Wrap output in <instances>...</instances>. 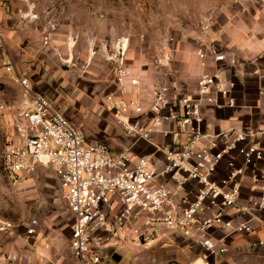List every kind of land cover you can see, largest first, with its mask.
I'll return each instance as SVG.
<instances>
[{"label": "built area", "instance_id": "1", "mask_svg": "<svg viewBox=\"0 0 264 264\" xmlns=\"http://www.w3.org/2000/svg\"><path fill=\"white\" fill-rule=\"evenodd\" d=\"M127 43L117 39L106 58L114 63L115 76L105 109L123 133L149 143L157 133L168 138L172 132L165 125H176L184 141L159 145L162 165L132 156L130 148L114 152L105 143L89 142L64 113L33 91L27 74L16 73L7 58L3 68L21 86L23 98L19 105L0 104V115H14L20 138L6 146L2 170L17 186L39 167L54 171L74 219L71 248L79 264H102L92 241L101 230L115 232L109 218L115 201L120 205L118 224L144 218V227L136 231L143 243L179 232L205 249L193 264H216L211 257L229 250L225 239L251 234L257 214L264 211V127L205 133L203 107L222 108L224 101L234 106L236 82L220 72L204 73L196 81V95L181 94L175 85H145L136 68L126 63ZM211 51L217 62L225 60L216 49ZM198 54L205 59L203 51ZM247 179L259 192L250 205L241 202ZM38 225L39 220H31L27 234L34 235ZM13 231V223L0 217V233ZM216 233L222 236L214 238Z\"/></svg>", "mask_w": 264, "mask_h": 264}, {"label": "crops", "instance_id": "2", "mask_svg": "<svg viewBox=\"0 0 264 264\" xmlns=\"http://www.w3.org/2000/svg\"><path fill=\"white\" fill-rule=\"evenodd\" d=\"M212 7L213 22L208 28L164 47L160 58L144 64L131 62L128 48L126 63L136 68L145 85H175L181 94L196 95V81L202 74L220 72L225 80L237 84L231 95L235 104L229 106L224 101L222 108L205 105L202 129L209 134L229 129L253 132L264 127V0H214ZM37 22L19 19L15 23L6 14L1 16L4 46L0 47V82L13 80L11 75H5L3 68L4 60L9 58L16 73L27 74L34 92L44 95L55 110L68 112L72 118L75 115L74 121L88 138L105 143L116 152L130 148L132 156L150 157L160 167L163 155L159 145L184 141V138L174 124L165 125L172 132L168 138L157 133L150 143L130 137L118 127L104 107L106 95L114 89L115 65L106 59L113 49L102 43L96 45L97 40L75 32L72 27L54 29L53 23ZM212 49L223 54L225 60L217 62ZM199 51L206 54L205 59L199 57ZM22 98L23 91L15 103L19 105ZM2 117L10 125L7 143L19 142L14 115L8 113ZM224 168L223 163L221 171ZM39 169L50 171L58 180L52 169ZM252 188L250 179L243 182L242 204L250 205L258 198L259 192ZM119 210L117 204L109 214L115 232L101 230L92 241L100 252L102 264H193L205 250L183 234L172 231L145 244L136 233L144 227V218H132L121 225L117 223ZM70 216L68 237L60 238L53 231L48 236L44 229L38 233L40 223L36 233L28 235L30 222L27 228L21 225L14 235L0 233V264H79L71 248L74 219ZM253 227L249 235L225 239L228 252L211 260L218 264L217 259L222 256V264H264V211L257 214ZM221 236L214 234V238ZM194 253H197L195 258Z\"/></svg>", "mask_w": 264, "mask_h": 264}, {"label": "rangeland", "instance_id": "3", "mask_svg": "<svg viewBox=\"0 0 264 264\" xmlns=\"http://www.w3.org/2000/svg\"><path fill=\"white\" fill-rule=\"evenodd\" d=\"M213 1L0 0V26L1 16L5 14L15 23L19 19H36L37 23L41 21L53 23L54 29L58 26L72 27L75 32H83L91 39L97 40L96 45L102 43L108 49L110 47L112 49L117 39L125 38L128 41L130 61L144 64L160 58L164 47L189 39L194 31L208 28L213 22L210 15ZM5 75L8 76L6 72ZM13 80L0 82V104H18L15 101L18 100L22 88ZM2 115H0V217L13 223L12 235L18 233L21 225L27 228L31 220L37 219L41 225L38 233L44 229L48 236L53 231L60 238L68 237L71 216L60 184L53 174L39 169L34 172L32 179L17 186L12 185L3 172L1 158L8 144L10 125H7ZM65 115L74 121L75 115L73 118L68 112ZM73 121L71 122L83 133L78 123ZM86 138L89 142L97 143L90 137ZM113 205L116 206L117 201ZM195 256L197 253H194L193 257ZM198 258L197 256L196 259ZM211 259L214 260V257ZM223 260L222 256L218 257V264H222Z\"/></svg>", "mask_w": 264, "mask_h": 264}]
</instances>
